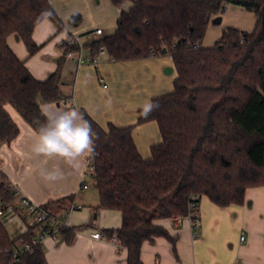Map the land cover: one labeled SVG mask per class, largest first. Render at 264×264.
<instances>
[{
    "label": "trees",
    "instance_id": "obj_1",
    "mask_svg": "<svg viewBox=\"0 0 264 264\" xmlns=\"http://www.w3.org/2000/svg\"><path fill=\"white\" fill-rule=\"evenodd\" d=\"M230 4L254 12L255 29L230 27L213 46H203L213 15ZM56 16L50 0H0V145L20 133L9 105L38 131L44 120L40 106L62 99L67 53L79 47L63 46L57 69L39 80L8 43L15 34L35 55L42 47L33 38L35 27ZM89 46L93 55L103 46L114 61L169 54L176 66L173 91L153 98L159 109L148 118L139 112L137 123L155 120L162 135L149 158L138 150L135 125L110 123L106 129L80 109L99 136L97 155L90 159L99 207L122 213L121 227L105 233L117 235L127 248L126 264H144L147 240L164 236L176 250V238L157 220L186 217L190 203L199 206L203 196L222 207L243 204L249 188L264 186V0H134L120 13L115 31ZM11 186L0 170V205L6 211L17 200ZM71 201L64 197L43 206L57 214ZM40 226L48 229L51 221L29 224L12 237L0 215V264H49L43 245L33 244ZM60 232L73 240V227ZM27 243L32 249L22 251Z\"/></svg>",
    "mask_w": 264,
    "mask_h": 264
},
{
    "label": "crops",
    "instance_id": "obj_2",
    "mask_svg": "<svg viewBox=\"0 0 264 264\" xmlns=\"http://www.w3.org/2000/svg\"><path fill=\"white\" fill-rule=\"evenodd\" d=\"M133 1L123 0L115 4L112 0H50L57 16L43 19L33 34L35 42L42 45L41 49L30 56L25 43L15 34L8 37V43L37 79L46 80L57 69L59 58L64 54L60 44L62 39L76 33L88 46L95 39L91 32L96 28L104 30L100 37L109 35L105 34L102 23L110 24L108 27L111 26L113 31V19L117 25L120 13L128 10ZM234 6L230 4L224 13L213 15L203 39L204 46L212 45L228 28L242 25L238 18H248L249 11ZM98 11L105 14L98 24H91V18ZM254 20V26L250 25L245 31L255 29L257 18ZM62 75V99L44 104L85 109L106 129L110 123L120 127L135 125L133 136L138 150L144 158L150 157L152 146L162 141L160 127L155 120L138 124L137 119L140 106L147 100L173 91L177 70L172 56L165 54L114 61L105 54L98 65H79L67 57ZM69 97L74 98V103L68 104L64 100ZM8 110L20 128L14 140L0 145V170L19 192L12 206L13 212L27 216L22 198L44 205L72 197L69 207L57 214L66 218L70 228H74L73 240L67 242L61 232L58 240L46 237L42 245L48 263L126 264L127 248L105 233L106 229L121 227V211L99 207L100 196L94 174L86 177L87 188L82 187L90 159L79 169H72L58 158L35 154L32 145L38 131L32 129L11 105ZM57 165L63 169L64 179L46 181L42 173ZM73 204L79 208L71 210ZM14 213L7 215L4 223L12 237H17L27 230L29 224L35 223L29 216L22 221L16 214L13 216ZM199 214L200 223L195 229L187 217L179 221L173 218L157 220L176 238V250L164 236L147 240L141 253L144 264H264V186L249 188L245 202L238 205L222 207L203 196L199 202ZM42 228L38 227L37 236L42 234ZM94 231H100L105 239H93L91 233Z\"/></svg>",
    "mask_w": 264,
    "mask_h": 264
},
{
    "label": "clouds",
    "instance_id": "obj_3",
    "mask_svg": "<svg viewBox=\"0 0 264 264\" xmlns=\"http://www.w3.org/2000/svg\"><path fill=\"white\" fill-rule=\"evenodd\" d=\"M159 107L158 101L149 99L140 106V114L148 118ZM40 113L44 120L32 145L35 154L58 158L72 169H79L97 155L96 141L99 136L78 107L60 108L44 104L40 106ZM42 175L46 181L54 182L64 179L65 174L57 165Z\"/></svg>",
    "mask_w": 264,
    "mask_h": 264
},
{
    "label": "built area",
    "instance_id": "obj_4",
    "mask_svg": "<svg viewBox=\"0 0 264 264\" xmlns=\"http://www.w3.org/2000/svg\"><path fill=\"white\" fill-rule=\"evenodd\" d=\"M91 33L93 34L95 39H98L104 33V30L102 28H96ZM60 44L62 47L63 46L65 47L67 45H77L79 47L78 50L70 51L67 53V57L69 59H73L79 65L83 63H92L94 65H98L100 63L101 56L106 54V50L102 46L100 48L99 53L93 55L90 46L84 45L83 42L81 41V37L76 33H71L68 37L62 39L60 41ZM105 86L107 87L106 84ZM64 100L67 101L68 104L74 103L73 97L65 98ZM94 173H95V165L89 162L83 175L84 176L83 177L84 181H82L83 188H87L88 186L87 183H85L86 177ZM11 187L17 192V194L19 193L16 186L12 185ZM21 202L22 205L24 206L23 208L25 209V214L29 216L34 223L42 222L43 224H46L47 222L51 221V227L48 229H44L41 235L36 236L33 239V244H42L43 240L46 237H52L58 240L60 235V230L62 228H70L66 218L62 217L59 214H54L50 209L45 208L43 205L32 203L27 198H22ZM75 208H79V206L73 204L71 210ZM6 212L7 211L2 208V205H0V215L4 217ZM186 217L189 219L192 228L195 229L199 225L200 223L199 206L197 205L196 202L190 203L188 215ZM180 219L181 218H176L175 220L179 221ZM91 237L96 240L105 239L104 235L100 231H94L93 233H91ZM113 241L121 245L117 235L113 236ZM20 249L22 251H28L32 249V244L27 243L23 245ZM15 256L17 257V254H15Z\"/></svg>",
    "mask_w": 264,
    "mask_h": 264
},
{
    "label": "rangeland",
    "instance_id": "obj_5",
    "mask_svg": "<svg viewBox=\"0 0 264 264\" xmlns=\"http://www.w3.org/2000/svg\"><path fill=\"white\" fill-rule=\"evenodd\" d=\"M236 6H239V5H236ZM236 6H234V7H236ZM241 7H242V6H241ZM242 9H244V11H247V12L249 11V10H246L244 7H242ZM225 11H226V10H225ZM225 11H224V12H225ZM224 12H222V13H224ZM248 13H249V14H247V15H248V18H246V19H244V20H243V18H238V20L242 23V25L239 24V26H238V27L235 26V28L242 29V30H248V27H249L250 25H251V26H254V24H255V20H254V19L257 18V17L255 16L254 12L252 13V11H249ZM103 14H105V13H103ZM103 14H102V12L98 11L97 14H95V16H94L93 18H91V24H92L93 22H96V23H97V21L101 20ZM234 19L237 20V18H234ZM114 21H115V19H113V25H115V28H114L113 31H111V30H112V29H111V26L108 27V25H110V24L102 23V25L104 26V28H105V30H106V33H105V34H112V33L115 31L117 25L115 24L116 22H114ZM256 21H257V20H256ZM109 22H110V21H109ZM97 24H98V23H97ZM111 24H112V23H111ZM216 26H217V25H216ZM218 26H219V24H218ZM252 31H253V30H252ZM82 36H83V35H82ZM85 36H86V35H85ZM83 40H85V39H83ZM82 42H83V41H82ZM215 42H216V41H214V43H212V45H210V46H213V45L215 44ZM203 46H204V45H203ZM205 47H209V46H205ZM91 187H92V186H91ZM8 209H9V210H7L5 216L3 217L4 219H5V217H6L7 215H10V213H14V212H13L14 209L12 208V206H10ZM15 214H16V213H14L13 216H15ZM16 215L18 216L19 219L22 218V221H23L24 213H17Z\"/></svg>",
    "mask_w": 264,
    "mask_h": 264
}]
</instances>
